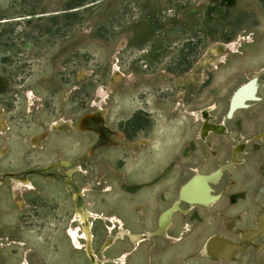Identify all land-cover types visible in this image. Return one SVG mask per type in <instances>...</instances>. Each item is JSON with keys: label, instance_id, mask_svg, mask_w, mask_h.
<instances>
[{"label": "rangeland", "instance_id": "374dc122", "mask_svg": "<svg viewBox=\"0 0 264 264\" xmlns=\"http://www.w3.org/2000/svg\"><path fill=\"white\" fill-rule=\"evenodd\" d=\"M91 1L0 0V264H91L70 233L84 245L83 208L98 264H264V236L232 260L204 252L264 211V136L250 141L264 126V0ZM251 77L258 100L206 148L192 112L211 105L218 123ZM85 114V130L73 126ZM239 136L245 154L213 186L219 201L179 205L155 234L190 170L223 163Z\"/></svg>", "mask_w": 264, "mask_h": 264}, {"label": "bare ground", "instance_id": "6f19581e", "mask_svg": "<svg viewBox=\"0 0 264 264\" xmlns=\"http://www.w3.org/2000/svg\"><path fill=\"white\" fill-rule=\"evenodd\" d=\"M233 44L224 45V48H232ZM260 85L258 83L257 77H251L241 84H239L230 94L228 101L230 99V109L228 113H224L225 120H233L235 115L248 107V105L255 103L258 100L257 94ZM209 107V108H208ZM211 105L204 108L203 112H192V115L195 117L197 121L203 124L198 133V138L205 142L208 148H211V143L207 140L210 135L216 136H228L229 132L226 129L224 123H212L213 116L210 112L213 110ZM214 107V106H213ZM206 111V112H205ZM228 114V115H227ZM227 115V116H226ZM94 116V114H85L80 118V121L77 125L82 130L86 128V120L88 117ZM61 125V122L58 121L53 124V127H58ZM75 126V125H73ZM264 136V129L260 134H257L254 137V140H259ZM117 137V136H116ZM119 137V136H118ZM241 140L237 141V144L230 150L232 152V157L228 158L224 164L219 165L213 171L209 173H200L198 170H194L192 175L179 187L185 185L182 188L181 194V203L186 204L187 211H190L196 207L203 208H211L214 206L220 199V193H215L213 190V186H216L220 183L224 174L232 170V166L240 163L239 156L245 154L246 145L245 143H241ZM212 149V148H211ZM75 170H71L74 172ZM70 172V173H71ZM187 181H189L187 183ZM26 182V181H25ZM187 183V184H185ZM26 186L28 183H25ZM25 186V185H24ZM29 189V188H28ZM179 189V188H178ZM259 194L264 197V186L259 191ZM175 199L171 205L162 211L157 219V229L155 234L159 236H164L169 226L171 225V219L173 214L176 212H181L179 204ZM93 213H90L86 209H82V211L75 212V218L79 217L80 226V235L79 237L83 240L84 245L79 243L78 238L74 236L75 231H70L73 244L80 248L83 246L86 249V253L91 258V264H98L93 256L92 252V234H91V226L88 221V218L93 217ZM96 217V216H95ZM238 218L230 217L227 220V225L224 228L228 232H232L236 229V221ZM255 224L257 228H247L239 231V242H233L224 236L213 235L209 237L205 242L204 252L205 254L211 258L216 260H232L237 254L241 251H246L251 247L256 248L258 252L260 250V246H258L254 241L257 238L264 236V211L257 214L255 216ZM108 227H112L108 225ZM121 235H129L132 242H138L139 236L128 233L126 229L122 227L120 224L119 227ZM153 232V231H152ZM111 239L106 243H110ZM104 243L100 246V251ZM125 256L121 255L117 258L112 259L114 263L123 264Z\"/></svg>", "mask_w": 264, "mask_h": 264}, {"label": "flooded vegetation", "instance_id": "af4514ba", "mask_svg": "<svg viewBox=\"0 0 264 264\" xmlns=\"http://www.w3.org/2000/svg\"><path fill=\"white\" fill-rule=\"evenodd\" d=\"M229 96H230V95H229ZM228 98H229V97H228ZM229 103H230V99H229V101H228V99H227L226 108H225L224 113H225V112L228 113V111H229L228 108H229V106H230ZM248 107H249V105H248ZM248 107H247V108H248ZM245 109H246V108H245ZM211 112H212V111H211ZM224 113H223V115H222L221 120L217 121L218 123H224V125H225V122H226V121H233V120L235 119V117H234L233 120H225ZM228 114H229V113H228ZM228 114H227V115H228ZM227 115H226V116H227ZM236 115H237V114H236ZM236 115H235V116H236ZM194 119H195V118H194ZM212 121H215V117L212 119ZM75 123H76V122H75ZM75 123H74V124H75ZM218 123H216V124H218ZM74 124H73V125H74ZM235 125H236L237 127H240V126H239V121H235ZM202 126H203V124H201V126L199 127V130L197 131V133H199L200 128H201ZM226 128H227V127H226ZM263 129H264V126H263ZM263 129H262V131H263ZM227 130H228V129H227ZM228 132H229V130H228ZM259 134H260V133H259ZM229 135H230V132H229ZM229 135H228V137H229ZM215 136H216V135H215ZM255 136H256V135H255ZM197 137H198V135H197ZM217 137H218V136H217ZM253 138H254V137H253ZM253 138L250 139V141H257V140H253ZM198 140H200V139L198 138ZM238 140H241L240 142H241V143H245V145H246V142H243V141H242V140H243V137H242V136L237 137V140H236V141L234 140V142H236L235 144H237V141H238ZM200 141H201V140H200ZM202 142L204 143L205 147L208 148V147L206 146L205 142H204V141H202ZM210 142H211V141H210ZM212 144H213V143H212ZM212 144H211V148H212ZM234 146H235V145H234ZM234 146H232V147L230 148V150H231ZM208 149H210V148H208ZM210 150H212V149H210ZM230 150L228 151V155H227V158H226L225 161H227L229 157H230V158L232 157V152L230 153ZM214 155H216L215 152H214ZM225 161H224L223 163H221V164H224ZM221 164H219V165H221ZM219 165H217L215 168H217ZM233 166H234V165H233ZM233 166H232V169H233ZM215 168H214V169H215ZM214 169H212L211 171H213ZM190 171H191V174H190V175H192L194 169H191ZM211 171H208V172H206V173H209V172H211ZM204 174H205V173H204ZM190 175H189V176H190ZM189 176H188V177H189ZM188 177H187V178H188ZM187 178L185 179V181L187 180ZM179 186H180V185H179ZM179 186H178V187H179ZM177 189H178V188H177ZM179 189H180V187H179ZM179 189L176 190V195H175L174 200H175V199L178 200V191H179ZM174 200H172V201H174ZM177 200H176V201H177ZM172 201H171V203H172ZM171 203H170V204H171ZM177 203H178L179 205L183 204V205H185V207H186V204L181 203V202H180V199L177 201ZM170 204H169V206H170ZM169 206H168V207H169ZM168 207H166V208H168ZM212 207H213V206H212ZM208 210H209V209H208ZM261 212H262V211H259V212H257L256 214H259V213H261ZM241 213H245V212H244V211H241L239 214H241ZM239 214H237V215L240 216ZM256 214H255L254 216H256ZM244 215H246V213H245ZM232 216H233V215H232ZM241 216H243V215H241ZM241 216H240V218H242ZM228 217H230V216H228ZM223 218H224V217H223ZM226 218H227V217H226ZM226 218H224V219L222 220V226H223L224 220H225ZM240 220H241V219H240ZM240 220H239V222H240ZM237 222H238V221H237ZM253 223H254V217H253ZM223 228H224V227H223ZM254 228H256V225H255ZM242 229H243V228H242ZM239 230H240V229H237V227H236V229H235L232 233H234V234L237 235ZM154 235H155V234H154ZM133 248H134V247H133Z\"/></svg>", "mask_w": 264, "mask_h": 264}, {"label": "water", "instance_id": "95a60500", "mask_svg": "<svg viewBox=\"0 0 264 264\" xmlns=\"http://www.w3.org/2000/svg\"><path fill=\"white\" fill-rule=\"evenodd\" d=\"M229 109H230V106H229L228 110H229ZM79 120H80V119H78L74 125L78 124V123H79ZM188 182H189V181H187V183H188ZM187 183H185V184H187ZM184 186H185V185L181 186L180 189H179V191H178V200L181 199L182 188H183ZM178 200H177V201H178Z\"/></svg>", "mask_w": 264, "mask_h": 264}, {"label": "trees", "instance_id": "16d2710c", "mask_svg": "<svg viewBox=\"0 0 264 264\" xmlns=\"http://www.w3.org/2000/svg\"><path fill=\"white\" fill-rule=\"evenodd\" d=\"M96 0H93V1H91L90 3H91V6L92 5H94L93 3L95 2ZM76 7H84L83 9H85V8H87V7H89V6H85L84 4H79L78 6H76ZM73 12H75V10L73 11ZM27 15H29V14H25V15H23L22 17H25V16H27ZM75 14H71V16H74Z\"/></svg>", "mask_w": 264, "mask_h": 264}, {"label": "crops", "instance_id": "0c3cea01", "mask_svg": "<svg viewBox=\"0 0 264 264\" xmlns=\"http://www.w3.org/2000/svg\"><path fill=\"white\" fill-rule=\"evenodd\" d=\"M225 226L227 225V221L225 222V224H224ZM239 242V241H238Z\"/></svg>", "mask_w": 264, "mask_h": 264}]
</instances>
